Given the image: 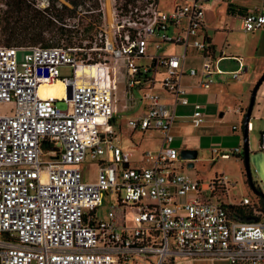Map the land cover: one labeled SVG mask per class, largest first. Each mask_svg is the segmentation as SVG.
Segmentation results:
<instances>
[{
    "label": "built area",
    "instance_id": "obj_1",
    "mask_svg": "<svg viewBox=\"0 0 264 264\" xmlns=\"http://www.w3.org/2000/svg\"><path fill=\"white\" fill-rule=\"evenodd\" d=\"M205 1L91 0L72 15L76 33L82 12L96 15L81 42L0 43V264H164L178 256L264 264L262 206L252 209L247 196L227 201L232 182L223 171L201 180L173 165L182 159L171 144L175 105L188 103L182 77L206 88L212 74L237 78L248 67L239 55H214ZM48 4L40 0L39 9ZM239 20L245 31L262 27L264 0ZM166 43L180 50H166ZM187 51L197 66L186 63ZM226 56L233 69L217 67ZM64 64L69 76L59 75ZM56 81L63 95H40V85ZM138 103L125 125L158 135L134 159L113 122ZM201 107L191 104L193 126L203 120ZM259 149L264 153V128ZM211 151V158H227L240 146ZM87 157L91 179L83 173ZM108 193L114 202L97 217ZM230 205L251 208L242 217Z\"/></svg>",
    "mask_w": 264,
    "mask_h": 264
},
{
    "label": "rangeland",
    "instance_id": "obj_2",
    "mask_svg": "<svg viewBox=\"0 0 264 264\" xmlns=\"http://www.w3.org/2000/svg\"><path fill=\"white\" fill-rule=\"evenodd\" d=\"M11 0H0V43L1 44H40L44 45L46 43H55L57 37V32L55 26L44 27L40 31L42 38L37 41H32L29 37L30 33L35 29L32 28H23L22 21L24 16L28 13V9L24 6L13 7L8 5ZM28 1V5L34 9H39L40 0H26ZM58 1H63L67 5H69L64 0H49V3H57ZM233 2L234 5H238L240 3L249 5L256 0H228ZM84 2L90 3L91 0H84L83 3H79V9L83 10L86 8V4ZM161 2L165 5V0H161ZM221 3V2H220ZM215 4L214 6L205 5L204 11V22L208 26L207 32L212 37L215 46V54L219 52V49L223 48L226 53L238 54L247 62V71L244 76L240 78L230 77L229 74H212L211 80L212 82L218 81L220 78L228 79V81L232 82L229 84H224V88L227 90V99L229 103H232V95L238 96L243 94V99L245 100L248 86L249 92L258 79L260 74L264 71V27L255 28L253 30L245 31L238 27L239 25V16L241 10L233 11L231 9L230 4H228L226 10L222 9L221 4ZM237 3V4H236ZM74 14V11L73 13ZM88 18H91L88 13L82 12L78 18L80 27V22L85 23ZM68 20H64L65 22L71 24L74 22V17H68ZM56 25H59L58 22H54ZM89 31L76 33L75 38H72V42H81L82 40L87 38ZM80 35H82L80 37ZM50 39V41L48 40ZM212 43V41L210 40ZM63 43L69 44L65 39H63ZM166 50L179 51V46H171L166 43L163 44ZM151 50V48H148ZM23 51L21 49L16 50V59L18 62L22 60ZM187 60L186 63H191L192 65L197 66L198 60L191 56V52L187 51L186 53ZM235 66L234 61L228 56L224 57L217 63V67L222 69H229ZM59 75L60 76H69L71 73L70 66L64 64L58 66ZM257 72V73H256ZM255 74V75H254ZM187 79V77H183V80ZM263 80V79H262ZM261 80V82H262ZM220 81V80H219ZM260 82V83H261ZM259 83V84H260ZM49 84H42V89H45ZM259 86V85H258ZM201 89V88H200ZM206 90V88H202ZM260 91V90H258ZM137 94V91H135ZM255 95V94H254ZM240 98V97H239ZM249 98V93L247 95V102ZM256 99L259 102V109L261 116L250 115L246 122V141H247V151L248 158L247 164L249 169L250 181L256 190H260L264 194V153L258 147V139H259V129L260 127H264V94L261 96L258 95ZM236 100V97L234 98ZM118 102H120L118 100ZM139 102V101H138ZM140 103V102H139ZM139 103L135 105L133 108L123 111L120 115L115 117V121L113 122V126L117 133L119 143L132 151V158L137 159L139 156L140 149L152 148L156 145L158 132L156 130H145L143 132L137 129H129L125 125V118L127 114H132L139 108ZM247 104V103H246ZM119 103L117 104V106ZM206 105V104H205ZM57 106L59 108H64L65 104L62 101H57ZM245 109V108H244ZM183 109L177 105L176 113L182 112ZM222 110V109H220ZM207 112L206 116L202 123H214L218 125V122L215 121V117H217V111L213 109L211 105L208 104L207 108H205ZM185 122V121H184ZM225 124H235L237 126H241V121L236 120V115L228 112L225 116ZM186 123V122H185ZM201 123V124H202ZM201 126V125H200ZM200 126H196L195 128H200ZM120 128V129H119ZM211 128H214L211 126ZM240 139L238 141V145L240 146V153L237 156L241 155V144H242V135L241 132ZM229 138H225V142H228ZM182 140V138H181ZM171 144L175 146L177 149H180L181 144L177 145L175 141H172ZM214 155V154H213ZM105 156V153L102 154ZM210 156V147H199L196 151V155L194 158H191L192 165L188 166L185 161H178L182 166L181 169L184 172H187L192 177L200 178L201 180H207L209 176L214 174V172L218 173L220 171L226 172V175L230 182H232L231 186H229L228 196L229 198L237 199L242 195L247 196L250 200V206L252 209L255 208L256 205H261V200L257 198V193L249 186V182L245 176L243 162L240 163L241 160L235 158L234 155H230L229 158H221V157H209ZM179 157V156H178ZM83 173L86 179H91L94 175V167L92 165V160L90 158H86L84 161ZM261 181V182H260ZM115 194L108 193L106 196H103L102 202L99 207L95 211V215L97 217H103L105 215L106 210L108 209L110 202H114ZM142 259H136L135 262L128 261L125 264H140L142 263ZM124 264V263H121ZM170 264H230L227 261L219 260V259H209V258H193L187 261L184 257H175L173 262Z\"/></svg>",
    "mask_w": 264,
    "mask_h": 264
},
{
    "label": "crops",
    "instance_id": "obj_3",
    "mask_svg": "<svg viewBox=\"0 0 264 264\" xmlns=\"http://www.w3.org/2000/svg\"><path fill=\"white\" fill-rule=\"evenodd\" d=\"M260 1L261 0H256L253 3H250L249 5H245L242 3H240L238 5H234L233 2H230L228 0H216L215 2H212L211 0H207L204 3V11H205V5L207 6V4H209L210 6H214L215 4H217V3L219 4L220 2H221L220 4L222 5L221 6L222 9L225 8V10H226L228 4H230L231 9H233V11H235V10H237V11L241 10L242 11L244 8L250 7V6L255 5V4H259ZM262 27H264V25ZM207 29H208V26L206 25V34L209 37V40L212 41L211 44H212V47L214 50V55H218L219 53H223L224 55H238V54L226 53L223 50V48L222 49L220 48L219 52L217 54H215L214 42L212 40V37L207 32ZM239 56H241V55H239ZM221 59H224V57ZM189 65H192V64L189 63ZM234 67L229 68V69H233ZM220 69H222V68H220ZM229 69L226 68L223 70H229ZM216 74L222 75L221 73H216ZM244 74L245 73L241 74L242 77L244 76ZM241 75L237 78H240ZM183 77H185V76H183ZM183 77L181 79V82H182L184 89L186 90V96L188 99V103L175 105V115L176 116H175V119H174L172 126L170 128V130L173 134L172 141H175L177 145L181 144L182 147L194 148L196 151L199 147L209 146L210 147V155L212 152L211 150H213V149L217 150V151H221V150H225V149H230V148L238 145V141L240 139L239 133L242 132L241 126H238L239 128L237 129V126L235 124H230V125L225 124L224 121H225V116L227 115L228 112H231L232 114L236 115V120H238L239 122L241 121L242 116H243V112H244V108L247 105L246 104L247 103V95H248V93H250L249 92V89H250L249 86L247 89L248 93L246 94L245 100H242L245 95L243 96V94L240 93V95L235 96L233 94L232 95L233 102L229 103L228 99H227V90L224 88V84L227 85L229 83H232V82L228 81V79L220 78L216 82H211L208 85V87H206V90H204V89H202L203 87H200L196 83V77L186 76L187 79H185V80H183ZM237 78H235V79H237ZM258 90H260V91H258ZM257 92H258V95H260V96L262 94H264V79L262 80V82L259 84V86L255 90L253 104L251 106L249 116L252 114L255 116H261L260 109H259V102H258V99H256ZM163 97L167 101L170 100L168 95L165 93H163ZM235 97H236V100H234ZM241 97H242V99H241ZM192 103H199L202 106L201 108H202V112H203V119H204V116H206V114H207V112L205 111V108H207L208 104L211 105L213 107V109L215 111H217L216 112L217 117H215L214 119L216 122H218V125L214 126V123L208 124L205 122L204 123L201 122L202 124L200 123L199 125H197V126L201 125L200 128H195L196 126L191 125L190 122L188 121V114L190 112ZM177 105H179L180 108L183 109L182 112L176 113ZM220 109H222V110H220ZM232 125H234V127H232ZM211 126L214 128H211ZM263 128L264 127H260L259 131ZM141 132H143V131H141ZM156 138H157V136H156ZM181 138H182V140H181ZM225 138H229L228 142H225ZM156 143H157V141H156ZM258 147H259V139H258ZM234 157L241 160L240 163H242V158H240V156H237V154H234ZM227 158H229V157H227ZM178 161H185V162H187L186 164L188 166L192 165L191 159H188V158L179 159V160L174 161V163H173V165L175 166V168L177 170L181 169V167H182ZM214 173H216V172H214ZM224 173H226V172H224ZM209 178H210V176H209ZM198 179H200V178H198ZM229 188L230 187H228V190H227V197H226L227 201L237 202L240 197H238L237 199H233V197L229 198V196H228ZM242 196H244V195H242ZM248 208L250 209L251 207L249 205L243 206L242 210L248 209ZM125 210H126V212H128V208H125ZM240 216L245 217L246 214L242 213ZM174 258L168 259L164 264L172 263ZM184 258H186V257H184ZM193 258H209V259H219V260L226 261L225 259H222V258H213V257H191V258H186V259H187V261H189L190 259H193ZM135 261H136V259L133 262H135Z\"/></svg>",
    "mask_w": 264,
    "mask_h": 264
},
{
    "label": "trees",
    "instance_id": "obj_4",
    "mask_svg": "<svg viewBox=\"0 0 264 264\" xmlns=\"http://www.w3.org/2000/svg\"><path fill=\"white\" fill-rule=\"evenodd\" d=\"M64 1L69 3V5H67L63 1H58L57 4L49 3L48 6L43 8V10H41V9L36 10V9L30 7L27 3L28 1H26V0H11L10 3H8V5H11V6L16 7V8L20 7V6H24L28 9V13L23 18L22 26H23L24 30H25V28H31V27L35 28L29 35V37L32 41H37V40H40L42 38L40 31H38V30H41L44 27L55 26L56 32H57V37H58V38H56V42L55 43L44 42V45H50V44H58L60 42H63V39H65L67 42L71 43L72 38H75V36L77 35L75 30L72 27L73 23L69 24V23L65 22L64 20H68L67 19L68 17H72V15H73L72 13H73L75 7L77 6V4L83 3L84 0H64ZM89 16L91 18H88L85 23L80 22V26L82 27V30H81L82 32L90 30V28L92 26L91 21L96 20L95 14H89ZM54 22H58L59 25H56ZM77 23H79V20L77 21ZM81 36L82 35H80V37ZM48 40L50 41L49 38H48ZM8 44H10V43H8ZM15 45H20V44H15ZM240 158H242V156H240ZM242 160H243V158H242ZM249 180H250V178H249ZM250 183L252 185L251 181H250ZM253 188H254V186H253ZM257 196L261 200V206H262L261 196L259 194H257ZM230 206L233 209L231 212L234 215L240 216L243 213L240 206H233V205H230Z\"/></svg>",
    "mask_w": 264,
    "mask_h": 264
},
{
    "label": "water",
    "instance_id": "obj_5",
    "mask_svg": "<svg viewBox=\"0 0 264 264\" xmlns=\"http://www.w3.org/2000/svg\"><path fill=\"white\" fill-rule=\"evenodd\" d=\"M264 78V71L260 74V76L258 77V79L255 81V83L253 84L250 93H249V98H248V102L247 105L245 106L244 112H243V116L241 119V135H242V144H241V155L243 158V168H244V173L246 178L248 179L249 182V186L257 193L261 196L262 199V211L264 213V194L262 192H260V190H255L253 188V186L250 183V175H249V169H248V164H247V141H246V122L247 119L249 117L250 114V110H251V106L253 104V99H254V94H255V90L257 89L259 83L261 82V80ZM196 155V150L194 148H186V147H181L178 150V156L182 159H191L194 158Z\"/></svg>",
    "mask_w": 264,
    "mask_h": 264
},
{
    "label": "bare ground",
    "instance_id": "obj_6",
    "mask_svg": "<svg viewBox=\"0 0 264 264\" xmlns=\"http://www.w3.org/2000/svg\"><path fill=\"white\" fill-rule=\"evenodd\" d=\"M48 84L49 85L45 89H42L41 85L39 86L40 95H63L64 88L61 83L56 81Z\"/></svg>",
    "mask_w": 264,
    "mask_h": 264
}]
</instances>
